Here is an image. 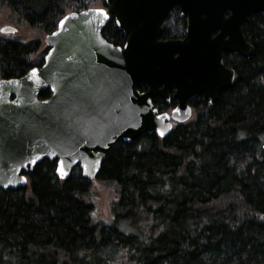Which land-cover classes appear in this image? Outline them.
<instances>
[{
	"label": "trees",
	"instance_id": "trees-1",
	"mask_svg": "<svg viewBox=\"0 0 264 264\" xmlns=\"http://www.w3.org/2000/svg\"><path fill=\"white\" fill-rule=\"evenodd\" d=\"M104 0H0L21 22L55 30L59 19ZM186 22L172 8L161 39H181ZM249 58L224 54L234 71L214 103L189 100L190 118L163 138L119 140L96 179L115 190L109 221L96 220L90 181L76 166L61 180L55 160L25 172L24 188L0 189V264H264V11L242 25ZM102 36L122 46L110 16ZM39 41L0 38V77L39 67ZM146 89L144 83L138 86ZM44 89L39 98L49 97ZM159 112L175 100L152 98Z\"/></svg>",
	"mask_w": 264,
	"mask_h": 264
},
{
	"label": "water",
	"instance_id": "water-1",
	"mask_svg": "<svg viewBox=\"0 0 264 264\" xmlns=\"http://www.w3.org/2000/svg\"><path fill=\"white\" fill-rule=\"evenodd\" d=\"M104 3L108 10L91 7L61 17L44 37L47 50L40 67L18 78H0L1 190L24 188L25 172L43 159L56 161L61 180L77 166L90 181L117 141L152 132L165 137L171 121L189 119L193 96L212 104L232 85L234 71L224 54L252 55L242 25L264 11V0ZM174 5L186 17L185 34L162 40V22ZM110 16L126 35L122 46L101 34ZM0 30L14 32L10 26ZM44 89L50 95L40 99ZM169 96L175 106L158 113L152 98L168 101Z\"/></svg>",
	"mask_w": 264,
	"mask_h": 264
},
{
	"label": "rangeland",
	"instance_id": "rangeland-1",
	"mask_svg": "<svg viewBox=\"0 0 264 264\" xmlns=\"http://www.w3.org/2000/svg\"><path fill=\"white\" fill-rule=\"evenodd\" d=\"M93 7H100L94 5ZM10 26L15 29L11 33H1L0 38L28 43L30 41H39L40 50L46 49L44 42L45 34L39 27L29 26L17 19L7 8L0 7V29ZM1 78V77H0ZM94 205V216L96 220L109 221L111 216V206L115 198V190L110 184L102 183L98 179L90 181L89 193L86 197Z\"/></svg>",
	"mask_w": 264,
	"mask_h": 264
},
{
	"label": "flooded vegetation",
	"instance_id": "flooded-vegetation-1",
	"mask_svg": "<svg viewBox=\"0 0 264 264\" xmlns=\"http://www.w3.org/2000/svg\"><path fill=\"white\" fill-rule=\"evenodd\" d=\"M172 8H176V11L179 13V16H180V10H179V8H178L177 6H173ZM172 8H171V9H172ZM171 9H170V10H171ZM227 14H228V13L226 12L225 15H227ZM180 17H181V16H180ZM183 18L185 19V22H186V17L184 16ZM173 125H174V123H173Z\"/></svg>",
	"mask_w": 264,
	"mask_h": 264
},
{
	"label": "snow or ice",
	"instance_id": "snow-or-ice-1",
	"mask_svg": "<svg viewBox=\"0 0 264 264\" xmlns=\"http://www.w3.org/2000/svg\"><path fill=\"white\" fill-rule=\"evenodd\" d=\"M65 19H67V17L65 18ZM61 23H63V21H61ZM0 31H2V30H0ZM35 69H33V72L35 73ZM62 174V176L64 175L63 173H61Z\"/></svg>",
	"mask_w": 264,
	"mask_h": 264
}]
</instances>
